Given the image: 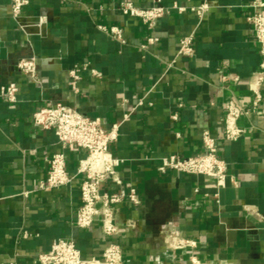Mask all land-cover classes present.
I'll return each instance as SVG.
<instances>
[{
    "label": "crops",
    "instance_id": "1",
    "mask_svg": "<svg viewBox=\"0 0 264 264\" xmlns=\"http://www.w3.org/2000/svg\"><path fill=\"white\" fill-rule=\"evenodd\" d=\"M257 1L164 0L186 11L171 10L150 30L125 17L119 0H30L17 19L13 0H0V87L20 88L16 105L0 98V264H38L36 256L59 240L74 241L85 258L101 257L106 248L100 221L88 230L76 225L81 178L40 189L49 159L62 148L54 131L34 125L33 115L59 103L106 130L121 124L111 151L122 161L123 184L107 181L102 193L137 190L139 204L124 202L115 212L124 264H191L192 253L205 264H264V120L259 113L241 117L245 134L235 143L226 141L223 123L230 101L252 104L250 86L263 59L247 18ZM204 5L199 15L195 10ZM99 25L120 28L126 43ZM191 35L195 55L176 58ZM150 38L158 41L148 44ZM24 59L37 62L39 82L19 71ZM205 132L217 141L235 183L219 189L213 179L159 171L164 158L204 154ZM80 156H68L71 174ZM171 235L198 247L172 250Z\"/></svg>",
    "mask_w": 264,
    "mask_h": 264
},
{
    "label": "built area",
    "instance_id": "2",
    "mask_svg": "<svg viewBox=\"0 0 264 264\" xmlns=\"http://www.w3.org/2000/svg\"><path fill=\"white\" fill-rule=\"evenodd\" d=\"M151 6L138 7L132 0H119V10L125 17L137 19L144 26L152 30L159 20L163 19L171 10L178 12L186 11L177 3L172 7L164 6V0H150ZM30 4V0H13L12 14L15 19L20 17L24 9ZM254 10L247 20L253 28L256 40L262 56L261 70L254 77L250 86L253 100L250 107H243L232 100L225 106L224 137L230 143L238 142L245 134L239 126V120L243 116L259 113L264 120V0H259L251 5ZM208 9L207 5L195 10L203 15ZM101 31L108 33L114 40L125 44L123 31L116 27L99 25ZM158 40L150 38L148 44H154ZM145 45L143 48H146ZM195 55L194 36L191 35L181 40L176 58H192ZM175 61L169 64L173 66ZM19 71L30 77L34 82H39L38 66L34 59H24L18 64ZM95 75L97 73H94ZM73 87L77 89L79 80L78 71H72ZM224 77L223 80H226ZM237 80V79H235ZM20 88L16 83H10L0 87V98L6 99L11 105L18 102ZM140 101L138 106H143ZM126 116L125 119H128ZM34 125L45 131H54L62 151L54 154L48 161L49 170L47 177L41 181L40 189L51 191L70 186L77 178H81V205L76 216V225L81 230H88L100 221L103 234L106 239V248L101 257L85 258L76 243L72 240H59L52 245L49 252L40 253L36 256L38 264H124L123 249L116 241L119 235V227L116 224V208L129 202L139 204L137 190L130 189L125 193H102V185L112 181L122 186L117 169L121 160L114 156L111 145L119 140L121 124L113 125L109 130L104 129L99 120L91 119L75 109L57 104L51 108H43L33 115ZM174 121L179 120V115L173 116ZM205 153L188 159H179L176 156L164 158L159 171L163 174L178 172L189 176H201L215 180L219 189H224L228 181L235 183L229 174L227 162L220 157L217 141L209 132L203 134ZM70 154L81 155L78 160L76 172L68 171V156ZM31 192H24V196ZM219 194L215 195L218 198ZM168 247L175 251H193L198 247L196 241L171 235ZM191 264H205L195 254L190 257ZM16 264V263H12ZM222 264V263H208Z\"/></svg>",
    "mask_w": 264,
    "mask_h": 264
},
{
    "label": "water",
    "instance_id": "3",
    "mask_svg": "<svg viewBox=\"0 0 264 264\" xmlns=\"http://www.w3.org/2000/svg\"><path fill=\"white\" fill-rule=\"evenodd\" d=\"M1 48H2V50H1V58H4L6 56V50L3 47V45H1Z\"/></svg>",
    "mask_w": 264,
    "mask_h": 264
}]
</instances>
